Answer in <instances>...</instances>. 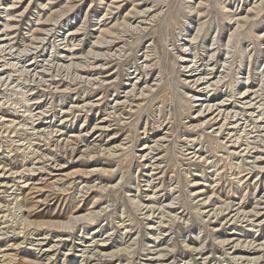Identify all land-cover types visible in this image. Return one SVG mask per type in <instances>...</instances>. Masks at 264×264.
<instances>
[{"label": "rangeland", "instance_id": "1", "mask_svg": "<svg viewBox=\"0 0 264 264\" xmlns=\"http://www.w3.org/2000/svg\"><path fill=\"white\" fill-rule=\"evenodd\" d=\"M0 264H264V0H0Z\"/></svg>", "mask_w": 264, "mask_h": 264}, {"label": "bare ground", "instance_id": "2", "mask_svg": "<svg viewBox=\"0 0 264 264\" xmlns=\"http://www.w3.org/2000/svg\"><path fill=\"white\" fill-rule=\"evenodd\" d=\"M98 39H99V38H98ZM30 41H31V40H30ZM40 42H41V41H40ZM104 43H105V42H104ZM103 55H104V54H103ZM2 61H3V60H2ZM194 70H195V69H194ZM205 78H206V77H205ZM196 81H197V80H196ZM247 92H248V91H247ZM245 93H246V92L243 93V95H244L243 98L249 96L248 93H247V94H245ZM215 216H216V215H215ZM257 216H258V215H257ZM256 260H257V259H256ZM254 261H255V260H254Z\"/></svg>", "mask_w": 264, "mask_h": 264}]
</instances>
